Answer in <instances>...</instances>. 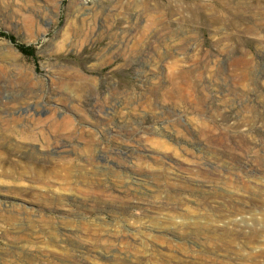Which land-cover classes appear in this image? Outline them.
Wrapping results in <instances>:
<instances>
[{"label": "rangeland", "instance_id": "1", "mask_svg": "<svg viewBox=\"0 0 264 264\" xmlns=\"http://www.w3.org/2000/svg\"><path fill=\"white\" fill-rule=\"evenodd\" d=\"M0 64V171L68 176L0 172V264H264V0H0Z\"/></svg>", "mask_w": 264, "mask_h": 264}, {"label": "bare ground", "instance_id": "2", "mask_svg": "<svg viewBox=\"0 0 264 264\" xmlns=\"http://www.w3.org/2000/svg\"><path fill=\"white\" fill-rule=\"evenodd\" d=\"M113 50V48H108L105 52V55L108 54L109 52H111ZM104 55V54H103ZM104 55V56H105ZM3 70L2 65L0 64V72ZM172 70V82L176 83V80L179 77V73L181 72L182 74H185V70L180 69L178 66L177 67H173L171 68ZM1 82V80H0ZM1 85V83H0ZM4 113L6 114H12V110H8L6 109V111L4 110ZM0 115H2L0 113ZM26 117V122L27 124H31L34 119V112H31L28 108L25 110V114ZM70 121L65 123L68 125ZM16 133V132H15ZM22 134H26L24 136H22L23 141H31L33 140L34 136L31 134H27V133H22ZM7 143V142H5ZM65 151L57 148V147H52L50 154H40L36 152V149L34 148V146H30L28 149H26L25 151V156L30 160H38V157L42 158H50V159H60L64 156ZM91 160L96 163L99 164L100 160H101V156L98 154H95ZM4 176L9 177L11 179H15L16 181H18L19 179L21 180H27L28 182L32 183L33 185H36L38 187L43 186V185H48V183L50 182H61L63 183V181H66L68 179L67 173H58V174H54V175H45L43 173V170L40 168V166L37 163H30L26 166H21L19 169H15L14 167L11 169H7V170H3L0 171ZM63 174V175H62ZM89 184V183H88ZM253 222L255 223L256 220L253 219ZM262 223L264 225V217H262ZM11 253H15V254H19L21 257H23L26 261L27 264H34V262L36 261L34 258H32L31 254L25 252V251H15L12 250ZM256 256L254 254L251 255V264H257L252 263L253 260H255Z\"/></svg>", "mask_w": 264, "mask_h": 264}]
</instances>
